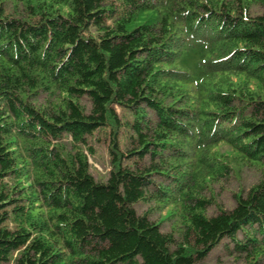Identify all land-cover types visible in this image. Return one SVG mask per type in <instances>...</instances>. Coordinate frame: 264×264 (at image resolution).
<instances>
[{
    "label": "trees",
    "instance_id": "1",
    "mask_svg": "<svg viewBox=\"0 0 264 264\" xmlns=\"http://www.w3.org/2000/svg\"><path fill=\"white\" fill-rule=\"evenodd\" d=\"M246 167L264 0H0V264H201L227 242L264 264V177L231 209L214 194Z\"/></svg>",
    "mask_w": 264,
    "mask_h": 264
},
{
    "label": "rangeland",
    "instance_id": "2",
    "mask_svg": "<svg viewBox=\"0 0 264 264\" xmlns=\"http://www.w3.org/2000/svg\"><path fill=\"white\" fill-rule=\"evenodd\" d=\"M119 111V110H118ZM105 133L96 132L93 136V143L96 148V153L94 157H89V162L92 165V174L97 181L104 182L108 179L109 172V160H108V151L105 140ZM121 144L125 141V136L121 135L120 138ZM223 153H228L230 149L228 147H222L221 150ZM264 177V171L262 169H256L249 167L244 168L241 175L235 177L232 176L226 180L221 181L220 183L215 184V197L216 201L221 204L225 209H231L236 204L235 194L241 191L246 194L251 186H253L260 178ZM140 212H144L149 207H142L139 205ZM158 211V210H157ZM215 206L210 208V213H217ZM157 213V212H155ZM167 213L166 211L164 212ZM159 217L157 213L156 218ZM165 228L169 222H165ZM232 246L228 244L219 245L215 248L207 257V259L201 264H248L247 261L240 256L238 253H233L230 251Z\"/></svg>",
    "mask_w": 264,
    "mask_h": 264
}]
</instances>
